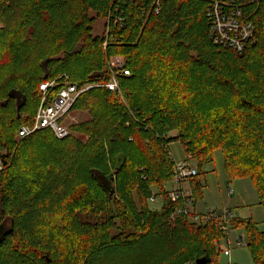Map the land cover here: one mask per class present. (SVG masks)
Instances as JSON below:
<instances>
[{
    "label": "trees",
    "instance_id": "trees-1",
    "mask_svg": "<svg viewBox=\"0 0 264 264\" xmlns=\"http://www.w3.org/2000/svg\"><path fill=\"white\" fill-rule=\"evenodd\" d=\"M210 1L0 0V226L9 230L0 264H219L216 220L171 218L183 204L165 188L173 140L198 167L194 200L220 150L229 179L249 178L264 212V0H217L253 25L240 53L213 42ZM108 15L104 48L94 24ZM116 59L129 72L119 92L92 87L71 106L92 115L70 127L85 144L48 128L18 136L33 124L42 82L100 84ZM153 188L159 210L148 206ZM230 226L264 264V231L250 218Z\"/></svg>",
    "mask_w": 264,
    "mask_h": 264
},
{
    "label": "built area",
    "instance_id": "built-area-1",
    "mask_svg": "<svg viewBox=\"0 0 264 264\" xmlns=\"http://www.w3.org/2000/svg\"><path fill=\"white\" fill-rule=\"evenodd\" d=\"M156 4L158 10L159 2L156 1ZM207 4V18L210 22L209 32L213 42L217 45L232 48L238 53L242 52L246 42L252 35V23L243 19L238 7L230 8L227 4L217 0L210 1ZM116 20L122 23L121 18H117ZM109 22L110 15L106 17L105 27L102 31L105 39L103 42L104 48H106L110 39ZM119 61L116 59L108 63L110 77L108 81L100 84H84L78 86L67 80L61 81L60 83L57 80L42 82L39 86L41 90V101L37 107L34 121L32 122L33 124L32 126H21L18 131V136L24 137L35 130L48 128L52 130L58 139L67 137L70 134V130L64 121L70 112L73 102L81 92L99 86L106 87L112 90V92H119V75H129V72L123 68ZM169 157L172 159V188L168 191V198L171 201H182L183 203L182 206L178 207L171 214V218L175 215L183 214L190 221L197 224L205 223L208 220H216L220 226L219 228L225 234L224 240L230 245L231 242L228 237L231 231L230 221L234 217L233 213L229 209H213L202 213L196 212L193 208L194 198L190 187V180L197 176L198 167L190 159V155H186V158L182 161L174 160L170 153ZM231 191L229 189L228 193L230 194ZM149 200L155 201L156 196H151ZM235 244L242 246V238L239 237ZM223 254L229 258L227 264H236L231 261V250L229 248L224 249Z\"/></svg>",
    "mask_w": 264,
    "mask_h": 264
},
{
    "label": "rangeland",
    "instance_id": "rangeland-1",
    "mask_svg": "<svg viewBox=\"0 0 264 264\" xmlns=\"http://www.w3.org/2000/svg\"><path fill=\"white\" fill-rule=\"evenodd\" d=\"M105 23L106 19L97 20L94 24V33L98 35L101 34L104 30ZM119 62L122 64V60ZM60 80L71 81L70 77L68 78L67 75L65 78L63 77ZM91 116L92 115L88 110L75 109L68 113L64 122L70 130L71 126L79 125L86 120H90ZM70 134L73 135L71 136V139L79 140L82 144H85L88 139L87 135L75 129L72 130V132L70 130ZM169 134L170 136H175L178 134V131L174 130ZM16 140H18V138ZM168 145V151L174 160L182 161L186 158L185 151L180 142L173 140L170 141ZM74 146V142H71L68 146L71 149V152L74 150ZM70 149L66 150L70 151ZM69 151L61 154L62 158H68L69 155L72 154L69 153ZM0 167L3 168L2 165H0ZM197 179L201 185V196L194 200L196 203V212L202 213L213 209H229L231 213H233L234 217L250 218L257 224L260 230L264 231V212L262 207L258 205L257 193L253 183L247 177L229 179L224 169L223 155L220 150L214 152L212 162L203 167V174L200 173ZM165 188L169 191L172 188L171 183H169ZM229 189L232 190L230 194L228 193ZM152 193V196H156V200H148V206L152 210H159L162 206V196L158 194L155 188L152 189ZM134 196L136 198V195ZM199 210H202V212ZM3 229V227H0V232H2ZM239 237L243 240L242 246H237L235 244ZM228 239L231 242L230 245H228L225 240H220L217 243V247L222 249L229 248L231 250V261L233 263L254 264L245 241L246 235L243 228H232ZM228 260L229 259L225 257L221 251L218 255V263L227 264Z\"/></svg>",
    "mask_w": 264,
    "mask_h": 264
},
{
    "label": "water",
    "instance_id": "water-1",
    "mask_svg": "<svg viewBox=\"0 0 264 264\" xmlns=\"http://www.w3.org/2000/svg\"><path fill=\"white\" fill-rule=\"evenodd\" d=\"M7 231H9V230L3 229L2 232H0V242L3 238L2 236H4L7 233ZM205 262H206V258L201 257V258L196 259L195 264H205Z\"/></svg>",
    "mask_w": 264,
    "mask_h": 264
},
{
    "label": "crops",
    "instance_id": "crops-1",
    "mask_svg": "<svg viewBox=\"0 0 264 264\" xmlns=\"http://www.w3.org/2000/svg\"><path fill=\"white\" fill-rule=\"evenodd\" d=\"M193 208H194V210L196 211V203H195V201H194V205H193ZM200 212H202V210H199ZM225 257H227V256H225ZM228 258V257H227ZM230 258H231V256H230ZM229 259V258H228Z\"/></svg>",
    "mask_w": 264,
    "mask_h": 264
}]
</instances>
